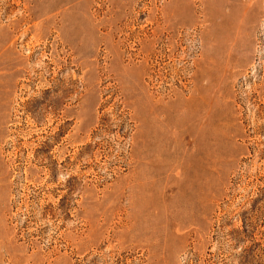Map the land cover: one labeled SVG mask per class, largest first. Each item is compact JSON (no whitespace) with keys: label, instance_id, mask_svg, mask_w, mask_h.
Segmentation results:
<instances>
[{"label":"rangeland","instance_id":"374dc122","mask_svg":"<svg viewBox=\"0 0 264 264\" xmlns=\"http://www.w3.org/2000/svg\"><path fill=\"white\" fill-rule=\"evenodd\" d=\"M0 264H264V0H0Z\"/></svg>","mask_w":264,"mask_h":264},{"label":"bare ground","instance_id":"6f19581e","mask_svg":"<svg viewBox=\"0 0 264 264\" xmlns=\"http://www.w3.org/2000/svg\"><path fill=\"white\" fill-rule=\"evenodd\" d=\"M175 118H176V117H175ZM181 120H182V119H181ZM177 123H178V122H177ZM179 123H180V122H179ZM176 127H177V126H176ZM179 141H180V140H179ZM176 143H177V142H176ZM176 149H177V148H176ZM176 149H175V150H176ZM180 153H181V152H180ZM181 157H182V155H181ZM179 159H180V158H179Z\"/></svg>","mask_w":264,"mask_h":264}]
</instances>
